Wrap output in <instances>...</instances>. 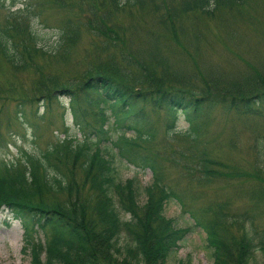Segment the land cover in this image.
Wrapping results in <instances>:
<instances>
[{"label":"trees","instance_id":"trees-1","mask_svg":"<svg viewBox=\"0 0 264 264\" xmlns=\"http://www.w3.org/2000/svg\"><path fill=\"white\" fill-rule=\"evenodd\" d=\"M175 1L161 5L173 8L174 20L198 13L215 18L222 31L229 18L234 20V15L244 10V0H178V5ZM2 4L0 7H4ZM135 5L137 0H115L112 10ZM163 26L173 34L175 51L179 52L175 71L167 69L168 63L164 62L162 70H142L147 74L145 81L135 84L124 72L92 71L76 81L77 90L51 76L47 79L48 88L37 81L34 90L39 93L38 98L17 100L15 111L20 114L26 101L42 104L52 94L64 95L83 137V143L64 140L61 146H53L39 157L24 151H20L21 158L17 160L5 161L0 156V207L21 224L22 253L30 264H166L188 229H176L164 217L165 204L176 197L163 181L160 156L142 152L135 145L138 141L153 142L158 129L165 137L173 135L187 144L186 153H171L183 160V168L188 162L194 163L206 180L243 173L252 178L245 196L256 204H264V136H257L253 142L260 166L254 165L252 172H239L224 164L203 145L214 136L210 127L216 109L251 123L264 120V52H253L251 60L241 67L233 66L231 72L215 70L210 62H199L187 52L186 44L175 37L171 18L167 16ZM180 29L186 41L195 43L200 37L199 28ZM225 30L229 31L226 25ZM8 31L0 29V58L13 71L32 68L30 54H43L37 46L38 36L25 31L31 49H20ZM60 34L65 38L57 41L55 53L66 46L65 28ZM260 36L264 42V34ZM157 75L167 80H158ZM76 92L87 102L91 101L88 95L96 96L94 103L103 126L109 119L115 120L104 130L102 126L91 136L86 135V127L80 126L84 112L72 105L77 103ZM148 111L159 113L162 118L157 123ZM180 116L186 128L178 132ZM111 130L116 136L111 135ZM112 151L127 164L152 174L151 185L143 189L144 202L140 206L135 182L117 181ZM61 161L69 164L72 173L74 169L79 171V183L75 177L62 174L58 164ZM57 195L64 196V200H58ZM120 213L128 216L127 220L123 221ZM252 218L248 213L236 216L223 207L206 217H192L194 226L205 235L211 264H254L256 255H264V225L259 226ZM40 233H46L43 240L38 237Z\"/></svg>","mask_w":264,"mask_h":264},{"label":"rangeland","instance_id":"rangeland-1","mask_svg":"<svg viewBox=\"0 0 264 264\" xmlns=\"http://www.w3.org/2000/svg\"><path fill=\"white\" fill-rule=\"evenodd\" d=\"M114 1L0 0L7 8L0 7V29L8 28V36L20 49H31L25 34V31H31L38 36L37 46L43 53L30 54L29 61L33 66L25 67V71H13L0 58V156H4L5 161L21 158L20 151L39 157L51 147L61 146L64 140L83 143L74 122L76 119H72L71 105L68 99L63 98L64 95L60 97L55 93L53 97L52 94L42 104H39L41 101H26L19 109L20 114L15 111L17 100L38 98L36 95L39 93L34 90L37 81L48 88L47 79L53 76L58 82L67 83L77 90L76 81L82 78L83 73L92 71L124 72L130 76L132 84L138 80L145 81L147 74L144 75L142 70H162L164 62L168 63L167 69L175 71L179 52L175 51L173 34L163 26L167 16L173 20L175 37L186 44L187 52L199 62L206 65L210 62L215 70L231 72L233 66L241 67L246 60H251L253 52H264L260 36L264 34V0H244V10L240 15H234V20L229 18L225 22L228 32L225 25L223 31L218 27L215 18L198 13L174 20L176 12H172L173 8L161 7L163 2L172 0H137L134 7L125 10L115 8L116 11L112 10ZM175 3L178 5V0ZM180 27L199 28L200 37L195 43L182 39L184 32ZM62 28H65L67 36L66 46L58 48L55 53L57 41L65 38L60 34ZM33 44H36L35 40ZM156 78L167 80L160 75ZM88 98L91 103L76 92L77 103L72 105L84 112L80 126L86 127V135L91 136L103 125L94 103L96 96L92 94ZM148 112L157 123L162 118L159 113ZM213 114L215 119L210 130L214 136L203 143L207 152L239 172H252L255 166H260L253 142L257 136H264V120L251 123L219 109ZM113 120L109 119L108 123ZM79 121L77 118V123ZM108 123H104L103 130ZM184 128L186 126L180 116L178 132ZM114 132L111 130L110 133L116 136ZM154 136V141L149 144L138 141L135 145L142 152H156L160 156L163 181L176 197V200L165 204L164 217L176 229H188L176 244L175 251L169 254L166 264H211L205 235L193 223L192 217L196 214L206 217L218 207H223L236 216L248 213L259 226L264 225V204H256L245 196L251 177L240 173L214 180L203 179L194 163L188 162L183 168V160L171 154L186 153L188 147L181 138L173 135L167 138L161 129ZM126 138H130L129 135ZM115 152L110 153L117 181L135 182L136 201L140 206L144 202L143 189L151 185L152 174L147 169L141 171L127 164ZM58 164L62 174L68 178L75 177L79 183L81 174L77 169L72 173L66 162ZM56 197L58 200L65 198L62 195ZM119 216L123 221L128 217L122 213ZM45 235L40 233L38 237L43 240ZM23 237L21 224L0 207V264H30L29 258L22 253ZM254 264H264V255H256Z\"/></svg>","mask_w":264,"mask_h":264}]
</instances>
